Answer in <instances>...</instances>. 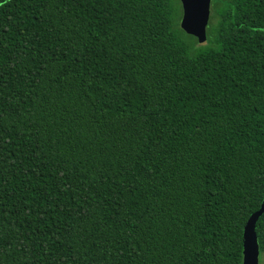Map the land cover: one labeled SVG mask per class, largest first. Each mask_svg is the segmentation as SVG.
Instances as JSON below:
<instances>
[{
    "label": "trees",
    "instance_id": "1",
    "mask_svg": "<svg viewBox=\"0 0 264 264\" xmlns=\"http://www.w3.org/2000/svg\"><path fill=\"white\" fill-rule=\"evenodd\" d=\"M210 8L201 45L179 0H0V264H242L264 0Z\"/></svg>",
    "mask_w": 264,
    "mask_h": 264
},
{
    "label": "water",
    "instance_id": "2",
    "mask_svg": "<svg viewBox=\"0 0 264 264\" xmlns=\"http://www.w3.org/2000/svg\"><path fill=\"white\" fill-rule=\"evenodd\" d=\"M182 8V19L187 20L201 9L208 7L209 0H179ZM264 213V201L258 211L247 220L243 229L242 264H259V247L255 232L256 223Z\"/></svg>",
    "mask_w": 264,
    "mask_h": 264
},
{
    "label": "rangeland",
    "instance_id": "3",
    "mask_svg": "<svg viewBox=\"0 0 264 264\" xmlns=\"http://www.w3.org/2000/svg\"><path fill=\"white\" fill-rule=\"evenodd\" d=\"M209 0L208 7L206 9H201L197 13L193 14L191 17H187V20L182 19V10L181 15L178 19L180 28L189 36H193L199 44L204 45L207 40V32L209 28L210 20V2ZM207 43V42H206ZM259 264H264V258L260 261Z\"/></svg>",
    "mask_w": 264,
    "mask_h": 264
}]
</instances>
